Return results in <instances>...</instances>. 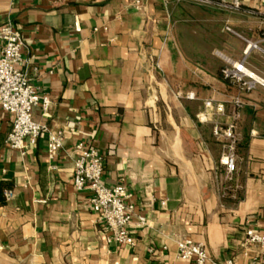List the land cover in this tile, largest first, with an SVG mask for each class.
<instances>
[{
	"label": "crops",
	"instance_id": "crops-1",
	"mask_svg": "<svg viewBox=\"0 0 264 264\" xmlns=\"http://www.w3.org/2000/svg\"><path fill=\"white\" fill-rule=\"evenodd\" d=\"M239 1L234 10L187 0H0V26L22 34L21 69L53 102L33 110L47 130L25 152L7 147L12 118L0 110V264H195L178 258L183 239L204 245L209 264L260 259L246 230L264 232V86L248 91L222 70L242 64L264 80V0ZM216 122L237 127L232 180ZM57 132L64 147L50 160ZM78 143L103 157L107 186L132 194L133 224L146 222L132 230L133 248L108 244L91 193L75 190Z\"/></svg>",
	"mask_w": 264,
	"mask_h": 264
},
{
	"label": "built area",
	"instance_id": "built-area-1",
	"mask_svg": "<svg viewBox=\"0 0 264 264\" xmlns=\"http://www.w3.org/2000/svg\"><path fill=\"white\" fill-rule=\"evenodd\" d=\"M202 5H217L227 9H239L240 1L232 0H187ZM227 31L232 30L227 28ZM258 48L250 44L248 48ZM25 44L21 32L11 23L0 26V110L12 118V128L8 134L6 145L12 150L25 152L28 146H34L46 126L33 119V110L41 108L47 112L53 105L51 98L38 92L31 84L28 74L22 69ZM222 70L225 79L250 91L256 84L264 86V80L257 79L248 72L242 64H233ZM207 109H214L217 114H224L222 104L206 103ZM204 121V116L200 118ZM213 135L223 143L221 165L225 169L228 180H232L237 172V127L234 124L227 127L216 122ZM64 147V137L61 132L52 133L47 146L50 160H55ZM74 178L73 185L77 192L89 191L92 211L105 226L106 241L125 248H133L136 244L132 230L142 228L146 222L139 218L133 224L134 205L132 194L125 186L109 187L104 183L103 157L84 143H78L74 148ZM246 244L255 246L260 253V259L252 264H264V232L246 230ZM178 258L182 261H194L195 264H209L210 255L207 248L189 239L178 241ZM227 264H233L228 262Z\"/></svg>",
	"mask_w": 264,
	"mask_h": 264
},
{
	"label": "trees",
	"instance_id": "trees-1",
	"mask_svg": "<svg viewBox=\"0 0 264 264\" xmlns=\"http://www.w3.org/2000/svg\"><path fill=\"white\" fill-rule=\"evenodd\" d=\"M222 77L224 78V76H223V74H222ZM225 79V78H224ZM226 81H229V80H227V79H225ZM230 82V81H229Z\"/></svg>",
	"mask_w": 264,
	"mask_h": 264
},
{
	"label": "bare ground",
	"instance_id": "bare-ground-1",
	"mask_svg": "<svg viewBox=\"0 0 264 264\" xmlns=\"http://www.w3.org/2000/svg\"><path fill=\"white\" fill-rule=\"evenodd\" d=\"M246 73L250 74L249 72H246Z\"/></svg>",
	"mask_w": 264,
	"mask_h": 264
}]
</instances>
